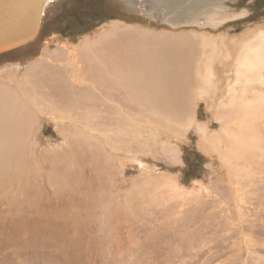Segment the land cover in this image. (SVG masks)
<instances>
[{"label": "bare ground", "instance_id": "obj_1", "mask_svg": "<svg viewBox=\"0 0 264 264\" xmlns=\"http://www.w3.org/2000/svg\"><path fill=\"white\" fill-rule=\"evenodd\" d=\"M211 1L167 0L170 8L161 10L175 21L199 14L208 18ZM42 2L0 0V40L32 35ZM262 37L241 47L233 63L230 53L217 60L215 69L206 58L193 57L195 46L215 48L207 35L158 33L116 23L75 46L62 44L21 73H1L0 264H77L84 253L82 235L90 237V228L83 226L89 227L94 215L93 186L118 169L94 134L116 145L125 140L124 126L132 125L134 116L161 118L156 124L177 125L181 132L194 124L199 147L217 153L223 163L264 153ZM218 69L233 75L217 74ZM196 97L218 106L213 115L220 120L219 131L195 120ZM36 110L58 120L65 143L55 151L47 146L38 151ZM44 164L50 166L48 174ZM124 214L114 211L110 217L120 220Z\"/></svg>", "mask_w": 264, "mask_h": 264}, {"label": "rangeland", "instance_id": "obj_2", "mask_svg": "<svg viewBox=\"0 0 264 264\" xmlns=\"http://www.w3.org/2000/svg\"><path fill=\"white\" fill-rule=\"evenodd\" d=\"M166 1L43 0L32 35L0 40V74L9 69L21 73L62 44L75 46L116 23L158 33L207 35L215 48L195 46L192 52L198 56L193 57L206 58L215 69L217 60L230 53L233 63L241 47L263 38L264 0H214L206 7L212 11L208 18L199 14L181 21L165 16L161 9L170 8ZM197 97L195 120L219 131L220 120L213 115L218 106L209 107ZM37 115L38 151L44 146L57 150L65 143L58 120ZM129 121L125 140L116 145L94 134L118 169L93 186L94 215L90 226H83L90 228V237L82 235L84 253L77 264H264V153L223 163L217 153L199 147L194 124L182 133L177 125L165 127L156 124L161 118L148 120L144 114ZM193 153L202 157L201 163ZM44 165L48 174L50 166ZM188 166L194 167L192 177L185 172ZM85 176L90 178L89 169ZM114 211L125 214L117 220L110 217ZM88 245L92 247L86 250Z\"/></svg>", "mask_w": 264, "mask_h": 264}, {"label": "trees", "instance_id": "obj_3", "mask_svg": "<svg viewBox=\"0 0 264 264\" xmlns=\"http://www.w3.org/2000/svg\"><path fill=\"white\" fill-rule=\"evenodd\" d=\"M193 156H194V160H195L196 162L201 163V161H202L201 158H202V157H200V156H199L198 154H196V153H193ZM193 168H194L193 166H188V167H187V170L185 171V172L188 174L189 177H192V176H193V175L190 176V173L192 172Z\"/></svg>", "mask_w": 264, "mask_h": 264}, {"label": "flooded vegetation", "instance_id": "obj_4", "mask_svg": "<svg viewBox=\"0 0 264 264\" xmlns=\"http://www.w3.org/2000/svg\"><path fill=\"white\" fill-rule=\"evenodd\" d=\"M77 23H79V22H77ZM76 29H77V28H76ZM76 29H68L67 31H68V32H70L71 30H75V31H76ZM78 29H82V28L80 27V28H78ZM78 29H77V30H78Z\"/></svg>", "mask_w": 264, "mask_h": 264}]
</instances>
